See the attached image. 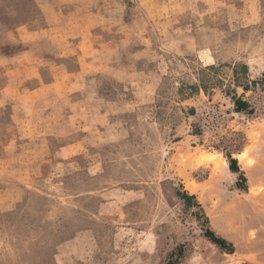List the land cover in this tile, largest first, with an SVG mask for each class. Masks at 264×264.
Segmentation results:
<instances>
[{
  "label": "rangeland",
  "instance_id": "rangeland-1",
  "mask_svg": "<svg viewBox=\"0 0 264 264\" xmlns=\"http://www.w3.org/2000/svg\"><path fill=\"white\" fill-rule=\"evenodd\" d=\"M0 264H264V0H0Z\"/></svg>",
  "mask_w": 264,
  "mask_h": 264
},
{
  "label": "trees",
  "instance_id": "trees-1",
  "mask_svg": "<svg viewBox=\"0 0 264 264\" xmlns=\"http://www.w3.org/2000/svg\"><path fill=\"white\" fill-rule=\"evenodd\" d=\"M235 103L237 104L236 105V110H239L240 109V106L241 105H245L246 103L244 102V101H241V100H239V99H236L235 100ZM230 169L232 170V171H235L236 170V165H233V164H230ZM187 197L186 198H189V196L188 195H186ZM206 236L213 242V243H216V244H218V245H220V246H223V244H224V239H222V238H220V237H214V234L212 233V232H208V233H206Z\"/></svg>",
  "mask_w": 264,
  "mask_h": 264
},
{
  "label": "crops",
  "instance_id": "crops-1",
  "mask_svg": "<svg viewBox=\"0 0 264 264\" xmlns=\"http://www.w3.org/2000/svg\"><path fill=\"white\" fill-rule=\"evenodd\" d=\"M235 165H236V170L233 171V173L238 174L242 170V168L240 167L239 163H236Z\"/></svg>",
  "mask_w": 264,
  "mask_h": 264
},
{
  "label": "bare ground",
  "instance_id": "bare-ground-1",
  "mask_svg": "<svg viewBox=\"0 0 264 264\" xmlns=\"http://www.w3.org/2000/svg\"><path fill=\"white\" fill-rule=\"evenodd\" d=\"M246 164V163H245ZM247 165V164H246ZM246 167V166H245Z\"/></svg>",
  "mask_w": 264,
  "mask_h": 264
}]
</instances>
